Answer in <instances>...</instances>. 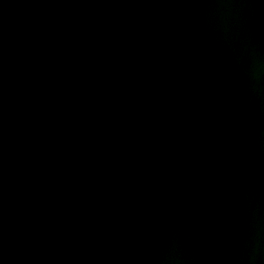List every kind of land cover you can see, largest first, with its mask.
<instances>
[{
  "label": "water",
  "instance_id": "1",
  "mask_svg": "<svg viewBox=\"0 0 264 264\" xmlns=\"http://www.w3.org/2000/svg\"><path fill=\"white\" fill-rule=\"evenodd\" d=\"M0 264H264V0H0Z\"/></svg>",
  "mask_w": 264,
  "mask_h": 264
}]
</instances>
